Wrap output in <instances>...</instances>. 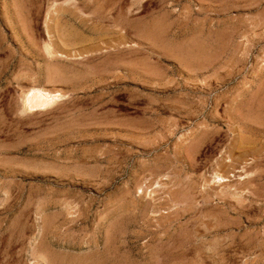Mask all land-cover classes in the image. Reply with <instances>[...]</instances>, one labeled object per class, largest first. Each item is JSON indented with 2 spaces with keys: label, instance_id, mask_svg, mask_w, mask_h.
Returning a JSON list of instances; mask_svg holds the SVG:
<instances>
[{
  "label": "rangeland",
  "instance_id": "374dc122",
  "mask_svg": "<svg viewBox=\"0 0 264 264\" xmlns=\"http://www.w3.org/2000/svg\"><path fill=\"white\" fill-rule=\"evenodd\" d=\"M0 264H264V0H0Z\"/></svg>",
  "mask_w": 264,
  "mask_h": 264
},
{
  "label": "bare ground",
  "instance_id": "6f19581e",
  "mask_svg": "<svg viewBox=\"0 0 264 264\" xmlns=\"http://www.w3.org/2000/svg\"><path fill=\"white\" fill-rule=\"evenodd\" d=\"M63 96L64 95L59 92H53L41 87H32L26 95L25 105L28 109L42 111L51 107ZM217 177L221 179L224 178L220 173H218Z\"/></svg>",
  "mask_w": 264,
  "mask_h": 264
}]
</instances>
